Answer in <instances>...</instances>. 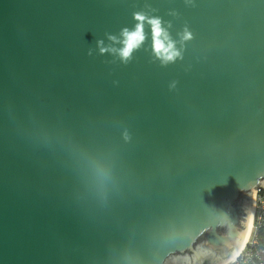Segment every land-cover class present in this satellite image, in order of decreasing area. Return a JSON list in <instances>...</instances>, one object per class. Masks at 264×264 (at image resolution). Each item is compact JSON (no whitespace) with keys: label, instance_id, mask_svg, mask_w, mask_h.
Wrapping results in <instances>:
<instances>
[{"label":"water","instance_id":"1","mask_svg":"<svg viewBox=\"0 0 264 264\" xmlns=\"http://www.w3.org/2000/svg\"><path fill=\"white\" fill-rule=\"evenodd\" d=\"M257 189L264 0H0V264H227Z\"/></svg>","mask_w":264,"mask_h":264},{"label":"clouds","instance_id":"2","mask_svg":"<svg viewBox=\"0 0 264 264\" xmlns=\"http://www.w3.org/2000/svg\"><path fill=\"white\" fill-rule=\"evenodd\" d=\"M135 19L141 21V23L136 25L134 31H128L124 29L122 35L123 39V48L119 50V55L125 61L130 58L132 51L137 48L142 41L144 40L143 32V21L145 17L140 14L135 15ZM152 25L153 32V48L157 57L161 58L164 62L173 60L179 55V52L175 50L174 44L168 40L166 32L161 28L159 19H152L149 21ZM163 36V39L161 37ZM187 38V37H186ZM109 39H115L114 37H109ZM165 41H168L167 44ZM102 44V41H98V46ZM107 49L101 47L100 51L103 53Z\"/></svg>","mask_w":264,"mask_h":264},{"label":"built area","instance_id":"3","mask_svg":"<svg viewBox=\"0 0 264 264\" xmlns=\"http://www.w3.org/2000/svg\"><path fill=\"white\" fill-rule=\"evenodd\" d=\"M250 227L240 251L227 264H264V245L260 243V231L264 229V189L253 194Z\"/></svg>","mask_w":264,"mask_h":264},{"label":"trees","instance_id":"4","mask_svg":"<svg viewBox=\"0 0 264 264\" xmlns=\"http://www.w3.org/2000/svg\"><path fill=\"white\" fill-rule=\"evenodd\" d=\"M260 243L264 245V229L260 231Z\"/></svg>","mask_w":264,"mask_h":264}]
</instances>
